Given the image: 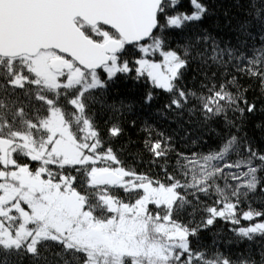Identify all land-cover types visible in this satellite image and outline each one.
Wrapping results in <instances>:
<instances>
[{
  "label": "snow or ice",
  "instance_id": "snow-or-ice-1",
  "mask_svg": "<svg viewBox=\"0 0 264 264\" xmlns=\"http://www.w3.org/2000/svg\"><path fill=\"white\" fill-rule=\"evenodd\" d=\"M188 2L191 12L181 10L183 0H0V250L30 254L44 264H233L221 255L207 259L192 249L189 237L218 217L239 223L240 196L262 185L257 173L264 172V154L245 145L246 160L218 166L239 147L233 135L217 152L184 157L183 176L189 178L184 183L169 175L170 183L164 184L121 166L90 113L94 91L107 89L119 74L135 72V79L172 94L169 109L182 110L196 97L177 83L191 58L188 48L181 55L169 47L167 36L208 12L203 0ZM248 6L264 29V0H248ZM157 54L159 61L152 59ZM210 59L239 60L238 70L264 87V48L245 56L213 42ZM246 91L233 77L196 98L206 118L228 110L243 116L256 110ZM153 98L148 92L144 103ZM121 133L118 124L108 130L111 137ZM159 135L146 146L154 157L164 158L170 138ZM17 157L38 166L19 163ZM242 166L247 169L242 174H228L241 181L237 186L216 184L225 168ZM115 187L133 194L131 202L113 195ZM185 189H192L197 201V193L214 189L219 195L220 206L206 207V218L194 227L173 219L174 211L191 203ZM150 204L164 214H153ZM240 215L264 218V212L251 208ZM237 232L248 240L264 236V222ZM52 244L61 251L49 261L42 250Z\"/></svg>",
  "mask_w": 264,
  "mask_h": 264
},
{
  "label": "trees",
  "instance_id": "trees-1",
  "mask_svg": "<svg viewBox=\"0 0 264 264\" xmlns=\"http://www.w3.org/2000/svg\"><path fill=\"white\" fill-rule=\"evenodd\" d=\"M203 2L208 12L201 21L192 22L183 29L167 32L169 47L181 55L187 47L191 57L188 67L182 70L183 76L177 82L178 86L185 91L196 93V97H207L210 90L227 84L235 77L238 85L247 90L245 95L248 101L256 105L254 112L241 116L228 110L219 116L206 118L201 111L200 100L196 97H190L182 110L169 109L166 105L170 103L172 94L151 86L150 81L144 78L135 79V72L127 76L119 74L109 82L107 89L94 91V99L90 103V113L101 136L106 146L112 147L121 161V166L164 184L170 183L169 175L184 183L189 179L183 176L184 157L217 152L226 139L233 135L237 136L239 147L236 151L230 152L225 161L219 162L218 166L225 162L235 164L246 160L248 153L245 145H250L256 152L264 154V87L258 79L238 70L239 60L233 59L227 64H221L213 63L210 59L213 42L220 48L233 49L237 55L256 54L259 49L264 48V29L252 19L248 0ZM181 10L192 11L188 0H183ZM241 25H245L246 30L242 31ZM205 36L210 39H204ZM130 51L135 53L134 49ZM134 58L135 55L125 57L130 60ZM0 83L3 81L0 80ZM228 90L235 92L232 86H229ZM148 92H151L154 98L150 104H145L144 97ZM122 105L124 107H121ZM35 107H39L38 102L35 103ZM116 108H120V111H115ZM228 121L235 122V126ZM113 124H118L122 128L119 136L108 135V130ZM160 133H163L165 138H170L168 141L170 150L164 158L154 157L146 146V141L160 139ZM17 158L19 163H30L32 168L38 166L28 158ZM253 163L258 165L259 161ZM246 170L243 166L225 168V175L218 176L215 182L221 188L226 184L235 187L241 181L231 179L228 174L240 175ZM257 175L262 185L255 191H248L247 195L240 196L237 208L239 223L218 217L212 225L200 228L196 236L189 237L194 251L205 253L207 259L217 255L228 257L233 264H240L242 260L247 259L256 261V264H264L262 260L264 236L254 234L253 238L248 240L240 237L237 232L240 227L264 222V218L261 217L245 220L240 215L249 208L264 212V172L258 171ZM110 191L125 202H131L133 199V194L126 193L119 187ZM192 191L183 190L191 203L173 213L174 220L189 227L200 224L201 220L206 218V207L220 206L216 204L219 195L214 189L207 194L197 193L198 201L191 195ZM245 191L246 189H241L242 193ZM161 213L164 214L163 211ZM60 251L59 247L52 244L47 250H42V254L50 261L53 255ZM66 258L72 261L71 256ZM5 261L7 264H44L43 260L34 261L30 254L0 250V264H4Z\"/></svg>",
  "mask_w": 264,
  "mask_h": 264
},
{
  "label": "rangeland",
  "instance_id": "rangeland-1",
  "mask_svg": "<svg viewBox=\"0 0 264 264\" xmlns=\"http://www.w3.org/2000/svg\"><path fill=\"white\" fill-rule=\"evenodd\" d=\"M152 59H155V60H157V61H159V60H161L162 58L157 54L155 57H152ZM155 206H153V205H149V210L153 213V214H155L157 211H159L157 208L155 209L154 208ZM155 209V210H154ZM154 211V212H153ZM160 213H161V211H160ZM161 215H162V213H161Z\"/></svg>",
  "mask_w": 264,
  "mask_h": 264
}]
</instances>
